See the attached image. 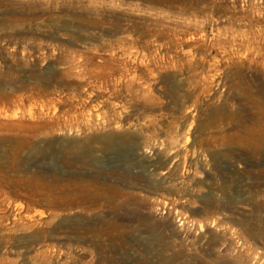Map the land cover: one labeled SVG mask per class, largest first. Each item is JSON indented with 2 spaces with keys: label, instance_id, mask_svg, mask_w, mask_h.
Instances as JSON below:
<instances>
[{
  "label": "rangeland",
  "instance_id": "obj_1",
  "mask_svg": "<svg viewBox=\"0 0 264 264\" xmlns=\"http://www.w3.org/2000/svg\"><path fill=\"white\" fill-rule=\"evenodd\" d=\"M7 53L0 264H264V0H0Z\"/></svg>",
  "mask_w": 264,
  "mask_h": 264
},
{
  "label": "trees",
  "instance_id": "obj_2",
  "mask_svg": "<svg viewBox=\"0 0 264 264\" xmlns=\"http://www.w3.org/2000/svg\"><path fill=\"white\" fill-rule=\"evenodd\" d=\"M13 58L14 57L12 55H10V54L8 55V53L5 54V56L0 54L1 64L6 70L18 71V69L16 68V62L13 61Z\"/></svg>",
  "mask_w": 264,
  "mask_h": 264
}]
</instances>
